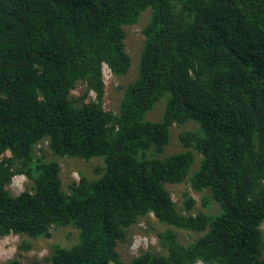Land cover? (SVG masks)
I'll return each mask as SVG.
<instances>
[{
	"label": "trees",
	"instance_id": "obj_1",
	"mask_svg": "<svg viewBox=\"0 0 264 264\" xmlns=\"http://www.w3.org/2000/svg\"><path fill=\"white\" fill-rule=\"evenodd\" d=\"M145 11L136 77L105 108L103 66L127 72L125 27ZM188 121L183 149L163 156L170 126ZM42 141L55 157L98 158L96 176L64 189L58 160L35 155ZM15 174L28 183L11 194ZM183 182L218 212L193 211L189 195L178 209L166 184ZM147 215L168 226L159 249L122 259ZM263 225L264 0H0V237L74 228L49 264H264ZM173 228L199 235L182 243Z\"/></svg>",
	"mask_w": 264,
	"mask_h": 264
},
{
	"label": "rangeland",
	"instance_id": "obj_2",
	"mask_svg": "<svg viewBox=\"0 0 264 264\" xmlns=\"http://www.w3.org/2000/svg\"><path fill=\"white\" fill-rule=\"evenodd\" d=\"M147 19V11L140 15L137 24L129 25L125 27V50L130 57V66L127 72L120 76L114 77L106 66H103V78L105 84V94L103 97V105L105 108L115 110L116 105L120 98V89H117V85L125 84L132 81L136 77V68L140 56V50L142 47V34L141 28L145 20ZM82 90V84L79 82L75 88L71 91L73 95H77ZM90 97H93L92 92L89 93ZM164 107V98L158 100L153 106L152 110L146 114V119L151 121L159 120ZM194 123L188 121L184 125H171L169 128V140L165 145L163 156L170 155L171 153L178 152L183 149L179 139V133L183 129H195ZM35 155H43L45 160L55 158L60 164L59 176L63 188L67 187V184L73 180L78 181L81 175L88 179L96 176L94 169L95 166L101 163L98 158H91L84 160L77 157H55L51 154L46 146V142L42 141L35 146ZM97 159V160H96ZM198 157L193 161L190 166V174H192L198 167ZM28 180L22 174H15L7 185L11 194H18L25 187ZM166 189L170 192L171 198L174 201L176 207L182 208L184 200L187 195L195 200L193 211H203L206 213H216L219 210L218 205L211 200L208 191H194L190 188L188 182L183 183H170L166 184ZM264 227V225L262 226ZM168 228L167 225L159 223L152 215H147L138 220L129 227L127 233V239L124 242H120L117 245V250L122 256V259L126 260L129 257L136 255L139 252V248L159 249L157 243L156 233ZM172 228V227H171ZM173 231L177 234V238L182 243L192 241L198 236L197 233H190L185 230H179L173 228ZM77 232L72 227L54 228L52 230V236L50 238H27L23 235L7 234L0 237V263L6 259L16 257L26 264H49L45 257L49 256L51 247L54 244L62 246L69 245L75 240ZM26 243L29 248L26 250H18V245ZM194 264H204L202 262H196Z\"/></svg>",
	"mask_w": 264,
	"mask_h": 264
}]
</instances>
